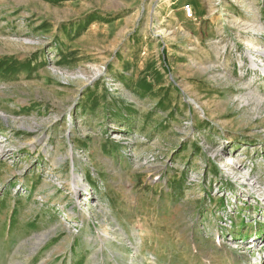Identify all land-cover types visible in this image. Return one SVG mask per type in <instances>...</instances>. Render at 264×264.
Listing matches in <instances>:
<instances>
[{
  "label": "rangeland",
  "instance_id": "rangeland-1",
  "mask_svg": "<svg viewBox=\"0 0 264 264\" xmlns=\"http://www.w3.org/2000/svg\"><path fill=\"white\" fill-rule=\"evenodd\" d=\"M0 264H264V0H0Z\"/></svg>",
  "mask_w": 264,
  "mask_h": 264
},
{
  "label": "bare ground",
  "instance_id": "bare-ground-1",
  "mask_svg": "<svg viewBox=\"0 0 264 264\" xmlns=\"http://www.w3.org/2000/svg\"><path fill=\"white\" fill-rule=\"evenodd\" d=\"M259 101H262V100H260V98L258 99ZM229 163H231V164H233V163H235V160H233L232 158H229ZM74 182L72 183L73 185H74V189H78L79 188V186H80V182L78 181V178L74 175ZM45 239H47V237L46 238H44L42 241H41V244L42 243H44V241H45ZM96 241H98L97 243L99 244V242H101L102 243V245H104L106 248H107V243L106 242H111L112 240H111V233L108 231V230H106V232H104V234H103V236L102 237H99L98 238V240H96ZM96 243V242H95ZM109 244V243H108ZM113 244V243H112ZM40 245V244H39ZM112 246V245H111ZM96 255V254H95ZM93 258V257H92ZM96 260V259H95ZM95 260H93V262L95 263L96 261Z\"/></svg>",
  "mask_w": 264,
  "mask_h": 264
},
{
  "label": "built area",
  "instance_id": "built-area-1",
  "mask_svg": "<svg viewBox=\"0 0 264 264\" xmlns=\"http://www.w3.org/2000/svg\"><path fill=\"white\" fill-rule=\"evenodd\" d=\"M183 12L187 18L189 19L193 18V9L189 5L183 6Z\"/></svg>",
  "mask_w": 264,
  "mask_h": 264
}]
</instances>
